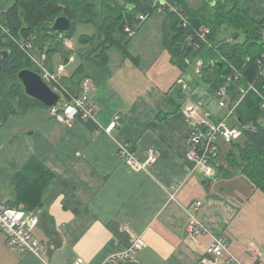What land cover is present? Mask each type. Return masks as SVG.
Here are the masks:
<instances>
[{"label": "crops", "instance_id": "1", "mask_svg": "<svg viewBox=\"0 0 264 264\" xmlns=\"http://www.w3.org/2000/svg\"><path fill=\"white\" fill-rule=\"evenodd\" d=\"M15 2L0 0V15ZM243 9L257 20L264 18V0H245ZM37 41L36 53L45 55L52 71L62 64L67 70L80 58L82 65L72 76L64 79L62 73L59 81L80 94L89 79L95 122L66 125L50 109L34 105L0 126V203L15 201L13 177L32 157L57 177L36 211L39 225L33 234L41 243V257L10 247L0 230V264H74L78 259L84 264H213L207 250L214 237H224L242 264H264L253 252L264 250V217L254 207L247 209L257 189L230 166L231 147L222 144L212 179L186 160L193 130L187 107L197 105L215 117L224 114L195 70L175 64L166 49L162 64L142 66L128 49L123 50L128 63L113 64L109 51L114 46L79 53ZM117 116L119 125L106 132ZM259 122L264 125V110ZM120 146H128L146 167L137 169L123 159ZM151 152L155 160L149 163ZM197 202L202 205L194 209ZM190 208L200 225L193 234ZM138 236L146 245L132 259L109 261Z\"/></svg>", "mask_w": 264, "mask_h": 264}, {"label": "trees", "instance_id": "2", "mask_svg": "<svg viewBox=\"0 0 264 264\" xmlns=\"http://www.w3.org/2000/svg\"><path fill=\"white\" fill-rule=\"evenodd\" d=\"M104 1L105 11L101 9V4H97V0H16L6 13L0 15V50L11 51L7 62L0 66V126L12 115L24 113L34 105L43 106L25 94L18 80V73L23 69L40 73L19 43H31L36 53L39 36L47 41L71 39L76 24L93 23L97 28L96 35L90 39L81 38L84 44H89L91 53L97 50L105 52L115 45L127 50L134 34L131 35L126 29L130 28L136 33L145 22L139 20L140 15L147 14L149 19L159 11L154 6V0H123L122 6L119 0ZM168 1L171 7L175 6L185 13L191 24L188 29L180 26L179 16L163 9L168 16L163 45L171 53L175 64L185 68L195 58L218 61L212 71L216 81L203 79L212 92L224 84L223 77L231 73L230 65H234L243 74L229 89L234 99L240 96L249 83H253L264 94V74H261L257 64V59L264 53V18L257 20L243 9L245 0ZM60 16H66L72 21V30L65 34L45 33L43 28L51 26ZM200 26L211 29L213 48L202 45L196 49L188 45V33L192 28ZM228 39L232 42L227 43ZM221 57L226 62L221 61ZM247 58H251L248 63ZM64 88L71 94L78 93L73 87ZM261 104V97L256 92L250 91L245 96L236 113L238 120L235 121V124L241 126L243 135L237 142L227 145L232 150L229 152L230 166L237 167L264 194V125L259 122L263 112ZM56 178L44 162L32 157L13 177L15 201L8 205L22 206L30 212L37 211L42 206L48 187Z\"/></svg>", "mask_w": 264, "mask_h": 264}, {"label": "built area", "instance_id": "3", "mask_svg": "<svg viewBox=\"0 0 264 264\" xmlns=\"http://www.w3.org/2000/svg\"><path fill=\"white\" fill-rule=\"evenodd\" d=\"M142 1V0H140ZM168 0H154V6L158 7L160 12L163 9H168L179 16L180 26L189 28L191 26L189 20L180 9L175 6H170ZM147 14H142L138 18L140 21L148 19ZM131 35L134 34L130 28L126 29ZM187 36L188 45L194 46L196 49L202 45H207L213 48L211 43V29L206 26L194 27ZM62 35H60V38ZM264 38V34H263ZM63 39V38H62ZM227 43L232 42L228 39ZM21 49L25 51L28 58L40 70V74L44 80L61 95V100L56 107L50 108L51 114L60 123L71 125L73 122L79 120L84 123L95 122L96 106L91 101L89 96L90 83L89 79H84L82 83V91L80 94H71L64 88L59 81V75L65 70L66 64H62L58 71H52L49 68L48 62L43 54L41 57L35 53L34 47L31 43H19ZM191 48V47H190ZM44 57V58H43ZM74 57H70L69 61L73 62ZM221 61L226 62L224 57ZM251 58H247V63ZM257 64L260 67L261 74H264V53L257 59ZM218 65L216 60H204L199 58L196 75L199 80L206 79L208 73H213V69ZM231 73L225 77L224 84L213 92V100L218 104L219 109L224 110L221 117H215L211 112L202 113L200 107L197 105H190L185 110V115L192 121L193 130L191 131L188 141L190 150L186 156L189 163H194V169L199 170L206 178L212 179L216 173V162L221 152L222 144H232L241 139L243 131L240 125L235 124L238 120L236 115L237 110L250 92H256L262 100L261 107L264 110V94L259 92L253 83H249L246 89L242 90L240 96L234 99L229 89L232 85L243 77L242 70L234 65H230ZM194 119H197L194 121ZM120 117L117 116L106 132L119 125ZM119 153L123 159L129 162L133 167L141 169L146 167V164L139 163L134 155L129 150L128 146H120ZM155 157L153 152L150 153L149 163L153 162ZM201 202L194 205V209L199 208ZM191 215V220L188 229L193 234L199 225L198 221L192 215V208L187 209ZM39 225V216L36 211L30 212L24 207H12L8 204L0 203V230L3 232L10 247L19 249L21 253H33L37 257H41L42 248L39 239H37L33 232ZM146 245L143 237H135L131 246L124 250L112 253L109 256V261L112 263H121L132 259L137 252ZM256 253L257 263L264 261V250H253ZM207 255L214 258L213 264H217L219 260L224 259L226 264H242L238 258L231 252L230 244L224 237H214L212 245L207 250ZM216 261V262H215ZM43 264H49L43 260ZM74 264H84L83 259H78Z\"/></svg>", "mask_w": 264, "mask_h": 264}, {"label": "rangeland", "instance_id": "4", "mask_svg": "<svg viewBox=\"0 0 264 264\" xmlns=\"http://www.w3.org/2000/svg\"><path fill=\"white\" fill-rule=\"evenodd\" d=\"M97 4H101L102 5L101 9L102 10L104 9V11L106 10L104 6L105 5L104 0H97ZM167 17H168L167 13L157 11L147 21L143 22L139 30L136 33H134L130 47L128 48V51L131 54H133L134 57L141 59L140 64L142 66H155V65H159L163 63V60L165 57V50H164L165 48L163 45V41H164V32L168 25ZM96 33H97V28L93 23H88V24L78 23L75 25V31L70 41L67 38L62 39V40L59 39V40L47 41L45 38H43V36H39L38 40L41 41L43 39V41L45 42L53 43L57 45V47H60L64 49L65 51L73 50L72 52L80 53L82 52V50L87 51L90 48L88 43L84 44L81 41V38L87 37L90 39V38H93L96 35ZM58 41L60 42L58 43ZM40 43L41 42H39V44ZM109 54L111 56V60H113V64L128 63V57L125 55V52L123 51V49L118 48V46L116 45L113 48H111V50L109 51ZM76 61L77 62L72 63L69 66V68L63 72L64 74L61 75L62 78L64 79L70 78L72 74L74 73V71L82 65V61L80 60V58L79 60L77 59ZM198 61H199L198 58H195L192 60L190 65L187 66L189 68V71L196 70ZM203 82L207 84V82L205 81ZM243 176L251 182V180L247 176L245 175ZM240 188L243 191L246 190L245 185L243 183H240ZM252 192L253 191H251V193ZM260 194H261L260 190H257V193L254 196V200H252L249 203L247 209H249L250 207L252 208L254 207V210L261 213L262 218H263L264 217V203L261 202ZM257 197H259V200H257ZM259 217H260V214H259ZM259 217H257L258 220H259ZM253 224L255 225V223ZM253 224L251 223L250 225H253ZM251 240H255V239H251Z\"/></svg>", "mask_w": 264, "mask_h": 264}, {"label": "water", "instance_id": "5", "mask_svg": "<svg viewBox=\"0 0 264 264\" xmlns=\"http://www.w3.org/2000/svg\"><path fill=\"white\" fill-rule=\"evenodd\" d=\"M213 2V0H210ZM73 23L66 16H60L55 19L51 26L44 27L43 30L47 34H65L72 30ZM191 48L189 47L188 50ZM176 51L178 49L176 48ZM11 54L10 50H0V66H3L9 59ZM18 80L22 84L25 94L41 103L47 108L56 107L60 100L61 95L58 91L54 90L43 78V76L31 69H23L18 73ZM208 82L216 81V75L214 73H208L206 75ZM241 121V120H240Z\"/></svg>", "mask_w": 264, "mask_h": 264}, {"label": "bare ground", "instance_id": "6", "mask_svg": "<svg viewBox=\"0 0 264 264\" xmlns=\"http://www.w3.org/2000/svg\"><path fill=\"white\" fill-rule=\"evenodd\" d=\"M187 55V54H186Z\"/></svg>", "mask_w": 264, "mask_h": 264}]
</instances>
